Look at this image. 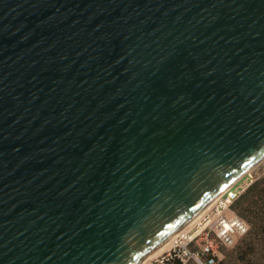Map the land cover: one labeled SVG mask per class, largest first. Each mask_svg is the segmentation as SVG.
Returning <instances> with one entry per match:
<instances>
[{
  "label": "water",
  "instance_id": "water-1",
  "mask_svg": "<svg viewBox=\"0 0 264 264\" xmlns=\"http://www.w3.org/2000/svg\"><path fill=\"white\" fill-rule=\"evenodd\" d=\"M264 161V0H0V264H141Z\"/></svg>",
  "mask_w": 264,
  "mask_h": 264
},
{
  "label": "rangeland",
  "instance_id": "rangeland-1",
  "mask_svg": "<svg viewBox=\"0 0 264 264\" xmlns=\"http://www.w3.org/2000/svg\"><path fill=\"white\" fill-rule=\"evenodd\" d=\"M259 180H264V161L251 170L249 174L241 178L232 188L236 189L239 187L240 191L242 188H246L247 190L251 185ZM259 190L256 191L254 200V196H252V199L248 200L242 207L245 216L239 214V212L233 209V207H230V209H224L223 207H220L218 203L210 210L208 216L212 222L211 226L208 228L209 230L214 227L219 211L223 214L230 213V210L236 212L238 215L243 217L250 226L249 233L246 236L239 238L234 247H226L218 243L219 249L224 255V259L220 264H264V182L260 186ZM257 192H261L260 195L257 194ZM226 195L227 193L224 194L223 198L226 197ZM201 231L202 227L196 226L191 233L192 235H195ZM205 237L206 233L200 235L195 247L202 245ZM192 249L194 250L193 246ZM167 254L168 253L147 264H161L163 263L162 259ZM186 264H197V262L189 260Z\"/></svg>",
  "mask_w": 264,
  "mask_h": 264
},
{
  "label": "built area",
  "instance_id": "built-area-1",
  "mask_svg": "<svg viewBox=\"0 0 264 264\" xmlns=\"http://www.w3.org/2000/svg\"><path fill=\"white\" fill-rule=\"evenodd\" d=\"M245 190L246 188H242L241 191L239 187L232 188L227 192L226 197L221 198L218 203L219 206L230 209ZM211 222L212 220L207 216L199 225L202 227L201 232L192 235L191 231L187 235L178 238L174 248L163 258L165 260V263L162 261L163 264H167L175 257H180L184 264L189 260H194L197 264H220L224 259V255L220 251L218 243L226 247H234L239 238L246 236L250 231L248 222L231 210L228 214L219 211L214 227L209 230ZM204 233H206V237L203 244L195 247L199 236Z\"/></svg>",
  "mask_w": 264,
  "mask_h": 264
},
{
  "label": "bare ground",
  "instance_id": "bare-ground-1",
  "mask_svg": "<svg viewBox=\"0 0 264 264\" xmlns=\"http://www.w3.org/2000/svg\"><path fill=\"white\" fill-rule=\"evenodd\" d=\"M258 166V165H257ZM255 166V167H257ZM254 167V168H255ZM253 168V169H254ZM251 169V170H253ZM251 170L248 172V174L251 172ZM244 176H241L239 179H237L234 183L226 187L223 191H221L218 195H216L209 203H207L195 216H193L187 223H185L182 227H180L177 231H175L172 235L167 237L160 245H158L152 252H150L147 256L144 257L141 264H147L162 255L169 253L175 246L178 238L181 236H185L188 233H190L196 226L201 225L202 221H204L208 214L210 213V210L214 208V206L219 203L221 198L224 196L225 193L230 191L236 183L243 178Z\"/></svg>",
  "mask_w": 264,
  "mask_h": 264
},
{
  "label": "trees",
  "instance_id": "trees-1",
  "mask_svg": "<svg viewBox=\"0 0 264 264\" xmlns=\"http://www.w3.org/2000/svg\"><path fill=\"white\" fill-rule=\"evenodd\" d=\"M264 182V180H259L257 182H255L253 185H251L243 194H241L239 196V198L234 202V204L232 205L233 209L237 210L239 212V214H241L242 216H245L244 211L242 209V207L244 206V204L252 199L253 200L256 196V191L259 190L260 186L262 185V183ZM260 191V190H259ZM261 192H257V194L260 195ZM254 203V201H253ZM252 205V202H251ZM165 258V257H164ZM165 263V260L162 259ZM163 264V263H161ZM167 264H184V262L182 261V259L180 257H175L173 260H171L170 262H167Z\"/></svg>",
  "mask_w": 264,
  "mask_h": 264
}]
</instances>
